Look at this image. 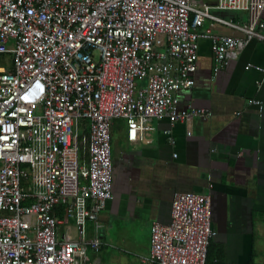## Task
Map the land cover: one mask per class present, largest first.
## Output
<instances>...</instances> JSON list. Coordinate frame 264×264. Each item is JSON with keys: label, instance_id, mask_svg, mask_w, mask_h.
<instances>
[{"label": "built area", "instance_id": "2783aa9c", "mask_svg": "<svg viewBox=\"0 0 264 264\" xmlns=\"http://www.w3.org/2000/svg\"><path fill=\"white\" fill-rule=\"evenodd\" d=\"M263 14L264 0H0V264H102L86 225L113 198L115 120L138 143L154 119H211L177 98L196 83L200 41L218 75L264 42ZM60 208L76 239L58 238ZM213 236L211 196L175 192L171 222L153 223L140 259L206 264Z\"/></svg>", "mask_w": 264, "mask_h": 264}, {"label": "crops", "instance_id": "0c3cea01", "mask_svg": "<svg viewBox=\"0 0 264 264\" xmlns=\"http://www.w3.org/2000/svg\"><path fill=\"white\" fill-rule=\"evenodd\" d=\"M221 15L246 19L238 12ZM216 31L239 35L224 26ZM257 67L264 68V42L252 41L215 75L211 43L201 40L196 83L177 98L182 109L210 110L211 119L190 124L154 119V129L138 143L128 141L125 120H115L113 198L98 220L86 225V239L103 243L98 252L88 246L90 258L145 264L140 258L151 253L153 223L171 222L175 192H193L212 198L214 236L207 264H264V72ZM169 130L174 145L165 133ZM57 215L58 238L76 239L75 221L61 208Z\"/></svg>", "mask_w": 264, "mask_h": 264}, {"label": "rangeland", "instance_id": "374dc122", "mask_svg": "<svg viewBox=\"0 0 264 264\" xmlns=\"http://www.w3.org/2000/svg\"><path fill=\"white\" fill-rule=\"evenodd\" d=\"M116 135H117V132H114V135L113 136L116 137Z\"/></svg>", "mask_w": 264, "mask_h": 264}, {"label": "trees", "instance_id": "16d2710c", "mask_svg": "<svg viewBox=\"0 0 264 264\" xmlns=\"http://www.w3.org/2000/svg\"><path fill=\"white\" fill-rule=\"evenodd\" d=\"M209 260V254H208V259H207V261ZM207 264V263H206Z\"/></svg>", "mask_w": 264, "mask_h": 264}]
</instances>
